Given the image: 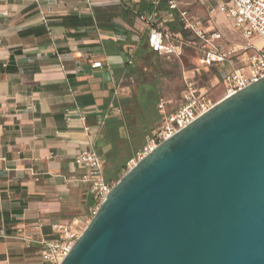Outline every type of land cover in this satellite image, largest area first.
<instances>
[{"label": "crops", "instance_id": "obj_1", "mask_svg": "<svg viewBox=\"0 0 264 264\" xmlns=\"http://www.w3.org/2000/svg\"><path fill=\"white\" fill-rule=\"evenodd\" d=\"M166 2L0 0V264H45L36 242L93 212L74 163L81 150L97 145L107 171L115 150L134 157L159 128L155 103H147L158 87L140 78L136 63L152 54L147 35ZM190 13L208 30L220 32L210 23L226 20ZM167 29L191 37L176 22ZM193 67L183 77L200 89Z\"/></svg>", "mask_w": 264, "mask_h": 264}, {"label": "water", "instance_id": "obj_2", "mask_svg": "<svg viewBox=\"0 0 264 264\" xmlns=\"http://www.w3.org/2000/svg\"><path fill=\"white\" fill-rule=\"evenodd\" d=\"M59 264H264V77L130 167Z\"/></svg>", "mask_w": 264, "mask_h": 264}, {"label": "built area", "instance_id": "obj_3", "mask_svg": "<svg viewBox=\"0 0 264 264\" xmlns=\"http://www.w3.org/2000/svg\"><path fill=\"white\" fill-rule=\"evenodd\" d=\"M199 1L206 6L210 17L216 13L223 15L233 29L241 32V35L246 39L243 46L244 58L239 66L232 67L230 71L222 74L223 98H225L264 77V0ZM140 19L144 22L148 21L145 17ZM156 19L157 26L151 27L147 35V45L153 53L179 58L185 49H195L198 55L192 69L194 76L215 65H223L224 63L232 65L228 53L223 52L217 44L222 37L221 33L217 30H208L202 19L191 14L181 2L167 0L164 13ZM170 22H176L183 31L193 38V41L199 42V46L181 34L167 29ZM252 38H258L261 45L258 47L252 45L249 41ZM92 67H101V64L94 63ZM183 83L184 91L178 106L168 108V105L171 104L170 101L159 100L157 110L160 115V126L147 135L143 146L128 164L133 166L135 159L137 161L142 159L220 101H214L201 93L193 79L183 77ZM81 119L84 120V116H81ZM84 131L86 132L87 128H84ZM74 163L83 169L80 181L89 187V192L95 202L92 212L94 213L113 186L105 180L104 161L93 145L90 144L87 149L81 150L75 156ZM82 231L79 219L53 225L51 227L53 236L36 242L38 244V256L45 264H59Z\"/></svg>", "mask_w": 264, "mask_h": 264}, {"label": "rangeland", "instance_id": "obj_4", "mask_svg": "<svg viewBox=\"0 0 264 264\" xmlns=\"http://www.w3.org/2000/svg\"><path fill=\"white\" fill-rule=\"evenodd\" d=\"M182 3L183 7L192 11L193 13L202 16L204 19L211 20L209 12L204 6L199 5L194 0H177ZM217 25L220 28L222 35L221 39L217 42L221 50L228 53V57L231 58L232 65L224 63L223 66L215 67L209 71H202L199 75L200 91L206 96H209L214 101L220 100L223 94V86L221 77L226 71V68L239 66L240 62L244 58L243 46L246 43V39L241 35V32H237L233 29L229 21L219 23L216 20L211 21L210 26L215 28ZM195 45L199 46V42L193 41L192 37H187ZM252 45L258 47L261 45V41L258 38H252L249 40ZM198 53L195 49H185L183 54L178 58L158 56L155 54H144L136 65L139 69L140 78L144 81L154 79L156 86L158 87V97L170 101V107H176L180 104L182 98V91L184 89L183 76L184 73L189 71L193 65L194 60ZM222 92V93H221ZM137 159L134 160V163ZM132 164H127L126 167L118 173L120 178ZM116 181H112L114 185ZM93 213L87 212L83 215L81 220L82 230L85 228Z\"/></svg>", "mask_w": 264, "mask_h": 264}, {"label": "trees", "instance_id": "obj_5", "mask_svg": "<svg viewBox=\"0 0 264 264\" xmlns=\"http://www.w3.org/2000/svg\"><path fill=\"white\" fill-rule=\"evenodd\" d=\"M150 52L152 54H155L152 51H150ZM144 95H146V94H144ZM158 100L159 99H158L157 95L149 94V100L147 101V103L149 105L152 104V103H155V110L157 111V107H156L157 105L156 104L158 103ZM140 102H142V101L140 100ZM145 102H146V100H144V106H145ZM94 148H95L96 152L99 154L100 151H99L98 146L95 145ZM121 151L122 150H120V151L119 150H115L114 153L112 154V157H110V159H112V162H113V167L112 168H110L109 170L105 171V167H104V177H105V180L107 182L112 181V180L117 181L119 179L118 178V173L126 167V162L130 161L133 158V157L128 158L126 153H125L126 156L125 155L123 157L118 156L117 154L119 152H121ZM119 159H128V160L120 162Z\"/></svg>", "mask_w": 264, "mask_h": 264}]
</instances>
